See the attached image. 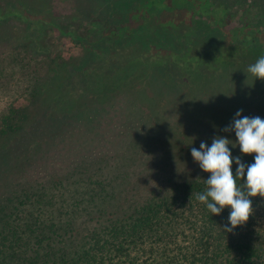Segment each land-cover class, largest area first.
<instances>
[{"label":"trees","instance_id":"16d2710c","mask_svg":"<svg viewBox=\"0 0 264 264\" xmlns=\"http://www.w3.org/2000/svg\"><path fill=\"white\" fill-rule=\"evenodd\" d=\"M261 56L264 0H0V264H264L191 155L264 118Z\"/></svg>","mask_w":264,"mask_h":264},{"label":"clouds","instance_id":"9594fccd","mask_svg":"<svg viewBox=\"0 0 264 264\" xmlns=\"http://www.w3.org/2000/svg\"><path fill=\"white\" fill-rule=\"evenodd\" d=\"M244 72L247 77L251 74L255 81L264 80V56ZM224 131L234 132L235 139L214 136L211 144L201 141L199 148L192 147L191 155L199 168L209 173L206 190L198 196L199 201L212 215H220L228 209L223 228L233 232L238 226L245 225L253 214L252 198H264V118L245 116L240 109ZM237 146L241 155L233 156L232 148ZM245 154H254L253 162L245 163L241 158ZM234 162L237 166L235 174Z\"/></svg>","mask_w":264,"mask_h":264},{"label":"rangeland","instance_id":"374dc122","mask_svg":"<svg viewBox=\"0 0 264 264\" xmlns=\"http://www.w3.org/2000/svg\"><path fill=\"white\" fill-rule=\"evenodd\" d=\"M71 2V0H69ZM68 2V1H67ZM65 3V1L63 2ZM33 31L38 34V31L33 28ZM60 48L65 54H75V49L73 43L67 37L59 38Z\"/></svg>","mask_w":264,"mask_h":264}]
</instances>
